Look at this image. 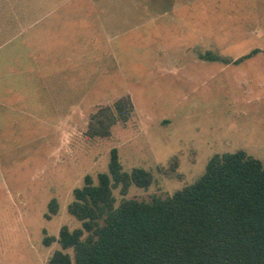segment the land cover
Here are the masks:
<instances>
[{
  "label": "rangeland",
  "instance_id": "1",
  "mask_svg": "<svg viewBox=\"0 0 264 264\" xmlns=\"http://www.w3.org/2000/svg\"><path fill=\"white\" fill-rule=\"evenodd\" d=\"M107 106L109 134L90 135ZM112 148L151 172L124 195L139 200L192 182L213 153L264 164V0H0V264H48L59 245L43 239L80 226L72 190Z\"/></svg>",
  "mask_w": 264,
  "mask_h": 264
},
{
  "label": "trees",
  "instance_id": "2",
  "mask_svg": "<svg viewBox=\"0 0 264 264\" xmlns=\"http://www.w3.org/2000/svg\"><path fill=\"white\" fill-rule=\"evenodd\" d=\"M113 108L126 119L131 104L121 99ZM115 119L111 107L102 108L88 133L108 135ZM152 179L143 168L123 170L112 148L107 171L96 182L85 175L72 190L66 209L80 226H61L56 237L43 239L59 245L48 264H264V164L258 158L243 149L213 153L200 176L170 195L124 197L131 185L147 188ZM114 189L122 195L118 202ZM49 205L54 213L55 201Z\"/></svg>",
  "mask_w": 264,
  "mask_h": 264
}]
</instances>
